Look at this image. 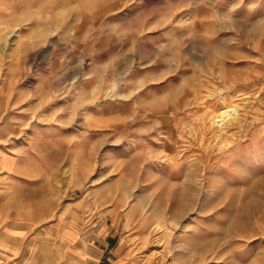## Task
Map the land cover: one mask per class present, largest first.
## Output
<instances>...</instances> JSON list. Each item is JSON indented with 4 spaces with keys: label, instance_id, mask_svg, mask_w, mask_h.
I'll return each mask as SVG.
<instances>
[{
    "label": "rangeland",
    "instance_id": "1",
    "mask_svg": "<svg viewBox=\"0 0 264 264\" xmlns=\"http://www.w3.org/2000/svg\"><path fill=\"white\" fill-rule=\"evenodd\" d=\"M0 206L264 264V0H0Z\"/></svg>",
    "mask_w": 264,
    "mask_h": 264
},
{
    "label": "crops",
    "instance_id": "2",
    "mask_svg": "<svg viewBox=\"0 0 264 264\" xmlns=\"http://www.w3.org/2000/svg\"><path fill=\"white\" fill-rule=\"evenodd\" d=\"M24 1V0H23ZM27 1V0H25ZM34 1V0H32ZM31 211V212H30ZM27 212L0 206V264H134L129 248L108 246L100 236L109 224L100 223L93 233L85 232L77 223L49 222L46 230L54 233L45 237L26 238L32 224Z\"/></svg>",
    "mask_w": 264,
    "mask_h": 264
}]
</instances>
